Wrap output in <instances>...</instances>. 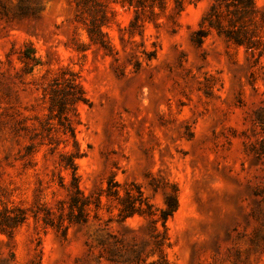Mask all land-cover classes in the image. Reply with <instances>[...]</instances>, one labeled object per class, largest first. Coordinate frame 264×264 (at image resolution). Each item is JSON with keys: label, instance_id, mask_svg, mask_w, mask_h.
<instances>
[{"label": "rangeland", "instance_id": "obj_1", "mask_svg": "<svg viewBox=\"0 0 264 264\" xmlns=\"http://www.w3.org/2000/svg\"><path fill=\"white\" fill-rule=\"evenodd\" d=\"M103 1L115 56L96 46L74 50L76 41L89 43L74 0H0V190L9 206L29 212L13 237L0 234V264L158 259L147 258L149 220L137 215L118 222L117 207L104 195L99 218L92 211L89 222L70 227L65 238L33 217L68 196L60 177L68 184L70 175L59 166V152L71 145L60 143L54 153L48 144L33 155L24 150L48 112L43 87L65 66L79 74L89 98L75 123L86 195H97L111 178L122 194L136 182L162 208L176 184L180 206L168 221L165 245L170 264H264V154H256L264 143V54L215 31L201 47L193 42L212 0H185L181 13L175 0H165L164 9L156 0V20L145 23L142 35L130 32L134 7ZM258 4L264 11V0ZM20 7L35 14L20 16ZM26 42L44 65L20 81L3 62L12 46L19 51ZM145 50H156V57L149 61ZM51 136L66 139L55 131Z\"/></svg>", "mask_w": 264, "mask_h": 264}, {"label": "trees", "instance_id": "obj_2", "mask_svg": "<svg viewBox=\"0 0 264 264\" xmlns=\"http://www.w3.org/2000/svg\"><path fill=\"white\" fill-rule=\"evenodd\" d=\"M24 1L29 0H22ZM115 1L135 8L136 15L130 24L131 35L136 33L142 35L145 23L156 20V0ZM74 2L77 9L76 22L84 26L89 39V43L76 41L74 50L84 53L92 46H96L106 55L115 56L114 46L104 31L110 21L109 4L103 0H74ZM258 2L259 0H212L207 13L202 18L200 28L193 34V42L201 47L210 32L215 31L227 42L262 56L264 54V11L260 10ZM158 5L164 9L165 0H158ZM147 8L148 12H146ZM175 9L181 13L185 9V0H175ZM31 14L35 13L28 8L20 7V16ZM144 53L149 61L157 55L156 50H145ZM16 54H19L18 59L21 64L19 68H16L14 64L13 57ZM3 64L8 67V70L14 69L15 77L23 81L24 77L33 75L37 68L44 65V62L37 55L32 43L26 42L19 51L12 46ZM43 100L48 111L46 118L39 120L41 129H31V142L25 146L24 150L26 155H33L40 145L48 144L54 153L60 143L66 146L71 145V150L59 152V166L69 172L70 181L66 184L60 177V185L68 193L67 199L60 201L55 209L46 206L34 211L33 217L41 220L45 227L55 229L65 238L70 227L87 224L92 211H95V218H99L104 195L117 207L118 222L125 223L137 215L149 220L148 230L152 240V249L147 258L158 256L157 260L149 264H170L165 253V245H169L168 221L180 206L177 185H170L165 193L162 208H156L136 182L126 184L124 194H122L121 184L111 178L107 187L97 195H86L81 188V178L78 172L77 160L83 154L77 138L75 123L79 120L78 107L81 104H89V98L79 74L68 66L61 67L59 75L43 87ZM53 131L62 134L66 139L60 141L59 138L51 136ZM44 133H46L45 136H43ZM39 136L42 138H38ZM263 144L260 149L256 150L258 157L264 154ZM8 199V194L0 190V234L13 237L16 229L29 219V212L21 206H9L5 201ZM147 258H140L138 261L145 263Z\"/></svg>", "mask_w": 264, "mask_h": 264}]
</instances>
